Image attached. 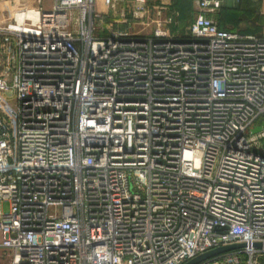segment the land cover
<instances>
[{"label":"built area","instance_id":"2783aa9c","mask_svg":"<svg viewBox=\"0 0 264 264\" xmlns=\"http://www.w3.org/2000/svg\"><path fill=\"white\" fill-rule=\"evenodd\" d=\"M192 1L184 38L163 21L99 38L94 0L0 27V264H186L241 244L200 264H264V35Z\"/></svg>","mask_w":264,"mask_h":264},{"label":"rangeland","instance_id":"374dc122","mask_svg":"<svg viewBox=\"0 0 264 264\" xmlns=\"http://www.w3.org/2000/svg\"><path fill=\"white\" fill-rule=\"evenodd\" d=\"M29 1L30 0H0V27L12 20L13 13L19 8L26 7ZM240 1L236 2L237 6H239L238 3L242 4ZM41 4L47 6L49 3H47V0H42ZM102 4V0H94V13L97 16L95 18V27L96 34L99 38L127 33L148 35L154 26H159L160 21L167 22V28H169V26L176 28L178 26L176 25L178 22L177 17L179 15L182 16L180 22H178L180 24V32L178 35L172 37L184 38L188 35V26L196 12L194 5L187 0L181 2V9H178L177 2L172 0H145L144 4H139L135 0H112L108 7H102ZM228 5L232 6V3ZM254 5L255 10L259 9L264 12V0H255ZM5 7H8V15L5 14V11H7ZM27 8L36 9V7L29 6H27ZM243 10L246 9L243 8ZM247 12L248 11L241 14V11L238 12L237 9L225 10L222 13V20H225V22L231 26V32L245 34L248 31H253L249 28L255 27V17L250 21ZM161 13H165V15L161 17ZM218 13L219 11L215 16L217 19H220ZM166 16H170V19L166 18ZM259 24L263 25L261 30L262 33L260 34L264 35L263 16H261ZM3 211H8L7 204L3 205Z\"/></svg>","mask_w":264,"mask_h":264},{"label":"crops","instance_id":"0c3cea01","mask_svg":"<svg viewBox=\"0 0 264 264\" xmlns=\"http://www.w3.org/2000/svg\"><path fill=\"white\" fill-rule=\"evenodd\" d=\"M41 1L42 0H30L29 1V3L27 2V5H26V7L27 6H29V7H36V8H42V9H49V7H50V4H51V0H47V3H49L47 6H43L42 4H41ZM166 1H170V0H166ZM172 1H176L177 2V6H178V9H181V2H184L185 0H172ZM187 1H189L190 3H192L193 5H194V7H195V10H196V6H195V4L193 3V1L192 0H187ZM238 1H240V0H224L223 2H222V7H221V9L219 10V13H218V16L220 17V19L218 18H216V16L214 15L213 16V18H215V20H216V23H217V25H218V27L220 28V29H223V30H226V31H231V26L230 25H228L226 22H225V20H222V13L225 11V10H233V9H237V11L238 12H240L241 11V14L242 13H245L246 11H248L247 12V15H248V19L251 21V20H253L254 19V17H256L257 15H259V16H263V20H264V12H262V11H260L259 9H256L255 10V5H254V1L255 0H241L240 2H242V4L241 3H238L239 4V6H237L236 4V2H238ZM229 3H232V6H229L228 4ZM6 4V3H5ZM243 8H245L246 10H243ZM5 9L7 10V11H5L6 13V15H8V13H9V11H8V7L6 8L5 7ZM195 14H196V12H195ZM165 15V13H161L160 14V16L162 17V16H164ZM238 16H239V14H238ZM166 18H168V19H170V16H166ZM181 18H182V16L181 15H179L178 17H177V19H178V22H180V20H181ZM194 18V17H193ZM162 19V18H161ZM193 20V19H192ZM191 20V21H192ZM176 23V25H178L176 28H174V27H171V26H169V28H167V22H165L166 23V27H165V31L169 34V35H171V36H174V35H178V33L180 32V24L179 23ZM260 22L259 21H255V23H254V26L255 27H251V28H249L250 30H256L257 31V33H262L261 32V30H262V28H263V25H260L259 24ZM169 25H170V23H169ZM190 25V24H189ZM154 28H155V26H154ZM153 28V29H154ZM259 28V29H258ZM152 29V30H153ZM188 29H189V26H188ZM263 35V34H262Z\"/></svg>","mask_w":264,"mask_h":264},{"label":"water","instance_id":"95a60500","mask_svg":"<svg viewBox=\"0 0 264 264\" xmlns=\"http://www.w3.org/2000/svg\"><path fill=\"white\" fill-rule=\"evenodd\" d=\"M260 130H261L260 127L256 128V129L253 130V133H256V132H258ZM243 247H245L244 244L218 248V249L212 250V251H210L208 253H205V254H203V255L191 260L190 262H188L186 264H200L203 261L208 260L210 258L216 257L218 255H222V254H225V253H228L230 251H233V250H236V249H240V248H243ZM254 247L260 248V247H264V245L254 244Z\"/></svg>","mask_w":264,"mask_h":264},{"label":"bare ground","instance_id":"6f19581e","mask_svg":"<svg viewBox=\"0 0 264 264\" xmlns=\"http://www.w3.org/2000/svg\"><path fill=\"white\" fill-rule=\"evenodd\" d=\"M102 3H103L102 7L106 6L104 0H102ZM24 8L29 9L27 7H24ZM24 8H19L15 13H13L12 19L14 18V20H15L14 22L16 24H20L23 21V19H25V18H28L33 22H35L38 19L37 15H36V9H29V12H27L26 15H21L20 13H18L19 10L24 9Z\"/></svg>","mask_w":264,"mask_h":264},{"label":"trees","instance_id":"16d2710c","mask_svg":"<svg viewBox=\"0 0 264 264\" xmlns=\"http://www.w3.org/2000/svg\"><path fill=\"white\" fill-rule=\"evenodd\" d=\"M258 16V15H257ZM255 17V21H259L260 22V19H261V16H258V17ZM248 33H252V34H255V35H260L259 33H257V31L255 30H253V31H248L247 33H245V34H248ZM244 34V33H243Z\"/></svg>","mask_w":264,"mask_h":264}]
</instances>
